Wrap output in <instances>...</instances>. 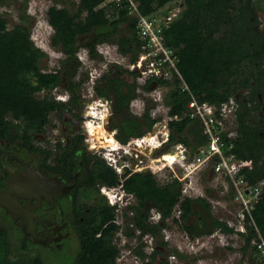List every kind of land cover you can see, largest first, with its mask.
<instances>
[{"label": "trees", "instance_id": "obj_1", "mask_svg": "<svg viewBox=\"0 0 264 264\" xmlns=\"http://www.w3.org/2000/svg\"><path fill=\"white\" fill-rule=\"evenodd\" d=\"M137 1L139 11L148 16L155 14L163 5L167 4L169 8L174 1L180 2V11L164 28L163 37L167 45L176 49V67L199 100L219 105L233 98L238 88L249 89L250 100H236L233 120L236 134L227 137L223 132V137L232 143L236 157L251 160V166H245L239 172L246 181L253 184L264 179V32L258 28V15L251 0ZM71 5L72 8L51 4L46 10L47 21L52 28L50 43L63 54L59 59L60 65L49 71L41 67L40 60L46 56V52L35 45L31 26L18 22L9 27L7 18L0 13V137L18 136L23 142L30 143L31 133L42 130L48 112L64 108L65 104L54 99L50 93L62 83L63 77L75 74L79 48L77 40L81 35L95 30L92 38L84 44L91 57L97 55V44L111 42L116 43L119 52L128 55L131 62L137 59L141 40L135 32L134 18L128 17L123 5L108 0H76ZM121 23H125L131 33L117 35ZM252 69L253 73L250 74ZM128 72L136 74V70ZM66 80L67 87L72 89L71 78ZM155 81L170 83L168 79L156 78ZM116 82L125 83L121 77ZM125 85L130 90L127 97L121 95L120 91L116 92L119 101L116 110L122 114L123 121L115 136L123 143L132 136L144 135L156 121L147 110L139 120L130 115L127 104L135 95L134 83L126 82ZM106 90L100 87L98 93L107 95ZM40 91H44L43 95L38 94ZM188 99V92L180 90L178 80L174 79L165 95L168 113L181 114L187 107ZM257 110L262 114H258ZM169 129V140L183 142L190 147L191 153L196 149L193 143L199 144L205 140L197 120L187 117L172 119ZM189 133L192 134L191 138ZM94 164L93 179L119 184L120 178H123L121 188L132 194L133 202L124 208L122 223L117 221L114 205L100 197L92 218L79 231L80 249L73 264H119L120 247L115 237L121 228L125 235L137 239L132 250L142 260L141 264H154L160 250L153 248L150 252L145 251L141 238L148 234L155 244L168 249L167 241L159 236L168 218L188 238L211 233L214 229L234 232L242 239V251L254 257L256 232L253 227H247L244 231L234 230L225 219L211 214V205L206 196L182 194V183L176 177L167 176L160 180L149 171H131L127 167L124 172L118 173L105 159ZM205 191L209 193L210 189ZM196 205L200 209H194ZM178 209L179 213L176 214ZM151 210L159 213L157 221L150 219ZM251 213L256 227L264 236V186ZM192 214H197V218L190 220ZM170 250L172 254L182 256L177 249ZM165 263L166 260L161 261V264Z\"/></svg>", "mask_w": 264, "mask_h": 264}, {"label": "flooded vegetation", "instance_id": "obj_2", "mask_svg": "<svg viewBox=\"0 0 264 264\" xmlns=\"http://www.w3.org/2000/svg\"><path fill=\"white\" fill-rule=\"evenodd\" d=\"M259 20L258 17V28L264 32ZM81 37L84 36L78 39ZM91 38L88 37L85 43ZM98 45L95 57H91L89 49L84 46L85 58L98 61L102 57ZM76 56L75 74L63 77L59 84L63 91L50 93L65 104L64 108L48 112L42 130L31 133L30 143L23 142L18 136L0 137V264H18L17 261L23 264H73L80 249V229L92 218L100 197L109 204V191L112 194L117 191L118 184L103 183L92 176L94 163L105 159L109 164L107 156L116 153L111 144H102L105 137L98 129L102 126L107 134L116 137L121 127L123 116L116 110L119 104L116 92L127 97L130 90L125 83H134L135 95L127 104L130 115L139 120L147 110L156 121L159 117L160 111L156 110L155 115L151 111L155 103L146 99L153 82L140 81L137 70L133 75L128 72L131 69L127 63L118 61L104 63V66L100 62L83 63L78 50ZM66 73L69 72L66 70ZM252 73L253 69L250 70ZM129 75L130 80L127 79ZM119 77L125 83L118 84ZM66 78H71L72 89L67 87ZM100 87L107 89V95L98 93ZM248 93V88H238L233 96L234 102L237 104L238 98L250 100ZM135 97L144 102L132 110ZM257 112L262 114L260 110ZM51 114L54 120L48 131L50 144L43 148L37 141L43 139L41 135ZM154 123L148 131L152 130ZM22 147L27 148L29 155ZM127 157L134 161L128 155H122L123 159ZM103 186L108 188L104 190ZM152 211L150 219L157 221L159 213L156 212L155 216Z\"/></svg>", "mask_w": 264, "mask_h": 264}, {"label": "built area", "instance_id": "obj_3", "mask_svg": "<svg viewBox=\"0 0 264 264\" xmlns=\"http://www.w3.org/2000/svg\"><path fill=\"white\" fill-rule=\"evenodd\" d=\"M108 1L116 5H123L128 17L134 18L135 32L141 40L140 50L134 62L127 59V66L131 70L138 71L137 77L140 81L144 82L152 79L150 83H153L149 87L146 99L155 103V106L151 109L153 115L156 114V110L160 111L152 130L146 134L132 136L125 143H121L112 136L119 147L115 148V154L107 156L109 164L113 165L118 172L124 171L127 167L131 171L147 170L154 174L167 167L168 176L176 177L181 181L182 194L189 196H192L190 188L193 183L190 177L203 171V168L207 169L211 176L220 178L222 188L225 190L223 195L226 194V190L231 191L232 201L237 206L233 210L231 219H223L234 230L244 231L247 227H253L256 232L254 240L257 253L256 264H264V236L260 234L256 227L251 213L253 204L258 199L261 188L264 186V179L253 184L246 181L239 172L245 166L250 167L251 160L236 157L232 151V143L223 137V132H226L227 137L236 134L235 128L229 124L231 119L232 124H234L235 102L230 97L228 100L216 105L206 100H199L192 94L176 67V49L167 45L164 41L163 30L178 15L181 8L180 2L174 1L175 3L169 8H167V4L163 5L155 14L148 16L139 11L137 0ZM156 78L168 79L170 83H157ZM174 79L178 80L180 90L187 91L189 94L187 107L181 114H169V106L165 102V95L172 87ZM140 100L137 102L140 104L144 102L143 99ZM183 117H187L189 120H197L200 132L205 139L202 143H194L196 149L193 153L188 151V146L183 142H171L169 140V121ZM146 136L152 139V142L142 145L140 141ZM171 152L175 154L174 159L168 162L165 153L170 154ZM122 155H128L134 161L128 160V157L123 159ZM173 165L177 166V169ZM226 177H228V180ZM122 180L123 178H120V182L116 187L117 192L112 194L114 198H111V195L108 198L109 204L115 207L116 218H118V210L133 200L132 194L121 188ZM106 187L101 188L105 190ZM176 213H179V209ZM145 236L150 237L149 240L152 239L148 234H145ZM171 257H174V255ZM138 259H140L139 256Z\"/></svg>", "mask_w": 264, "mask_h": 264}, {"label": "rangeland", "instance_id": "obj_4", "mask_svg": "<svg viewBox=\"0 0 264 264\" xmlns=\"http://www.w3.org/2000/svg\"><path fill=\"white\" fill-rule=\"evenodd\" d=\"M75 2L76 0H60L54 2L53 0H2L0 2V13H2L8 20V26L11 27L15 23L24 22L31 26V37L35 43V45L39 46L46 52V56H44L41 61V67L44 70L52 69L56 66L60 65V57L63 54L50 43V35L52 32L51 26L48 24L46 10L49 5L56 4L57 6L66 5L69 8H72L71 2ZM27 15V16H26ZM22 16H25L24 18ZM260 27L264 28V16L260 19ZM95 31V30H94ZM93 31V32H94ZM117 35L129 34L131 31L128 27H126L125 23H121L118 26ZM84 34V37L78 39L79 43L78 52L81 53L83 57V63L93 64L94 62L104 63L118 61L119 63H124L126 65L128 55L121 54L117 48L116 43L104 42L99 43L98 48L101 51L102 59L100 58L98 61L94 59L85 58V47L84 43L87 41L88 37H92V33ZM87 35V36H86ZM84 50V52H83ZM98 57V56H97ZM96 57V58H97ZM127 79L130 80L131 76H127ZM63 91L62 85H58L51 90L52 94L55 92ZM44 91L38 92V94L42 95ZM139 97V96H138ZM138 97H135L132 102L134 106L132 110H135V105H139L140 103L137 101ZM142 108V106L140 107ZM134 112V111H133ZM54 118L51 114L49 116V122L45 124V132L41 135L42 140L37 141V143L41 144L44 147H48L50 144L48 134L49 127L53 122ZM234 120V118H233ZM235 123V122H234ZM230 126L234 127L232 124V119L229 122ZM191 138L192 134H188ZM104 140V139H102ZM146 137L141 142L142 145L148 144L145 141ZM103 145L108 146L107 142L104 140ZM193 145H195L193 143ZM112 146V145H111ZM110 147V146H109ZM107 147V148H109ZM25 149V153H28L26 147H22ZM122 150V149H117ZM188 151L191 153L190 147L188 146ZM169 155V153L167 154ZM171 155V153H170ZM169 155V156H170ZM174 156L175 154L172 153ZM173 167L177 169V166ZM203 168V167H202ZM203 171L192 175V184L190 188V192L192 196L195 195H204L206 193L205 190H209L210 192L205 195L208 202L211 205V210L213 215L216 217H223L225 219H231L233 216V210H235L236 203L233 202L231 191L226 190V194L223 195L225 191L222 188L220 183V178H215L211 176L207 169L203 168ZM157 178L162 180L168 176V168L164 167L155 173ZM195 178H194V177ZM117 191H115L116 193ZM193 192V193H192ZM133 202V201H132ZM127 205L123 206V208L118 210V222L124 221V216L122 212ZM194 209L198 210L200 207L196 205ZM152 213L156 216V212L153 210ZM197 214L191 215L190 220H194L197 218ZM167 227L164 228L159 234L162 240H166L168 243V249L159 244H155L153 240H149L150 237L145 236L141 238L144 244V250L150 252L152 249L151 246L160 250L159 253L156 254L154 263L158 264L161 260H166L167 264H256L255 259L251 260V256L247 251H242L240 245L242 244V239H240L239 235L236 233H222L218 229H214L211 233H206L195 238H188L185 232L173 221L171 218H168L166 223ZM120 229L116 233V241L118 242V246L120 247V255L118 260L119 264H141V259H138V256L132 250V246L137 244V239L134 236L125 235ZM135 232H138L136 230ZM166 235H168L166 237ZM171 248L177 249L181 252L182 256H177L172 254ZM174 255V257H171ZM137 259V260H135ZM161 264V263H159Z\"/></svg>", "mask_w": 264, "mask_h": 264}, {"label": "bare ground", "instance_id": "obj_5", "mask_svg": "<svg viewBox=\"0 0 264 264\" xmlns=\"http://www.w3.org/2000/svg\"><path fill=\"white\" fill-rule=\"evenodd\" d=\"M99 130H100V133H101V135H103L104 137H105V141L107 142V143H109V144H111L112 145V147H114V148H116V147H119V145H118V143L114 140V138L112 137V135L111 134H107L106 133V131L102 128V126H100V128H98ZM93 132V131H92ZM144 139H145V137H143L142 138V140L140 141V143L143 141L144 142ZM149 137L148 136H146V142H150L149 141ZM103 140V141H104ZM168 153H165V158L168 160V162H171L173 159H174V156L172 155V152H171V155L169 156V155H167ZM174 154V153H173ZM157 160H159V159H157ZM109 195H111V198H114V196L112 195V192L111 191H109Z\"/></svg>", "mask_w": 264, "mask_h": 264}, {"label": "water", "instance_id": "obj_6", "mask_svg": "<svg viewBox=\"0 0 264 264\" xmlns=\"http://www.w3.org/2000/svg\"><path fill=\"white\" fill-rule=\"evenodd\" d=\"M251 5L256 10L259 19H261L264 16V0H251Z\"/></svg>", "mask_w": 264, "mask_h": 264}, {"label": "clouds", "instance_id": "obj_7", "mask_svg": "<svg viewBox=\"0 0 264 264\" xmlns=\"http://www.w3.org/2000/svg\"><path fill=\"white\" fill-rule=\"evenodd\" d=\"M55 88V87H54ZM235 109L237 108V104L235 103ZM234 115H235V110H234ZM116 138V137H115ZM117 139V138H116ZM118 140V139H117ZM119 141V140H118ZM121 143H123V142H121ZM145 171V170H144ZM147 171V170H146ZM203 195V194H202ZM205 195H207V193H205L204 194V196ZM256 256H257V253H255V255H254V257H251V260H254L255 259V263H256V261H257V258H256Z\"/></svg>", "mask_w": 264, "mask_h": 264}, {"label": "crops", "instance_id": "obj_8", "mask_svg": "<svg viewBox=\"0 0 264 264\" xmlns=\"http://www.w3.org/2000/svg\"><path fill=\"white\" fill-rule=\"evenodd\" d=\"M223 218V217H222ZM219 230V229H218ZM220 231V230H219ZM220 232H222V233H225V232H223V231H220ZM234 233V232H233ZM225 234H227V233H225ZM168 235H166V237H167Z\"/></svg>", "mask_w": 264, "mask_h": 264}]
</instances>
